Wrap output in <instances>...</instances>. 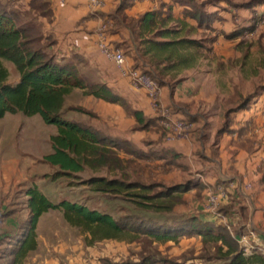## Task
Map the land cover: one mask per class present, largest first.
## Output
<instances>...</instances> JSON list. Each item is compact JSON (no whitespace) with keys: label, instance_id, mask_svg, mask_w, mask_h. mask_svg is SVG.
Listing matches in <instances>:
<instances>
[{"label":"trees","instance_id":"trees-1","mask_svg":"<svg viewBox=\"0 0 264 264\" xmlns=\"http://www.w3.org/2000/svg\"><path fill=\"white\" fill-rule=\"evenodd\" d=\"M16 1L18 0L4 3L0 0V120L8 114L22 113L28 117L40 115L47 125L56 126L58 134L51 138L53 152L45 159L53 168L59 169V175L74 176L83 172L86 166L94 171L121 169L118 153L113 152L112 147L128 156L136 155L153 163L161 161L167 166L188 169L182 154L174 149L160 148L165 134L159 125V118L146 116L97 77L91 76L87 72L89 64L82 56L73 54L70 58H62L57 55L56 40L44 32L40 23L41 18L52 22L51 0H27L28 9H16L13 5ZM129 1L126 0L117 12L120 20H112H116L115 23L120 26L126 25L132 34L138 53V57H135V69L142 70L163 87L169 85L167 77H175L182 71L190 70L203 59L205 46L202 40L192 36L200 29L214 31L213 24L218 20L216 12H209L197 0H174V5L162 2L158 9L146 12L138 19H130L125 15V10L131 5ZM258 4L264 5V0H260ZM177 5L184 8L183 19L175 18L174 7ZM188 19L194 21L196 27H192L187 22ZM240 31L242 29L227 36L233 39L242 33ZM113 44L122 48L118 43ZM140 63L145 65L141 67ZM8 64L14 66L19 77L17 82L12 81ZM75 93L119 105L128 116L136 120L134 130L142 132L157 128L159 140L148 151L138 150L128 140L108 136L87 123L65 119L64 115L70 113L95 115L79 105L68 104V99ZM263 93L264 86H261L247 97L243 98L238 92L236 99L225 102L219 135L242 132V129H232L233 116L248 109L253 100ZM189 121L192 122V119ZM217 151V144H214L215 155L218 154ZM115 154L116 159L113 158ZM89 183L95 187V192L109 197L133 191L126 201L142 213L157 215L172 213L183 203L184 194L197 190L199 196H203L207 189L206 185L194 179L169 186L108 180L104 177L92 178ZM157 187L161 190L152 194ZM219 188L220 184L213 189L218 191ZM114 194L117 195L113 196ZM27 196L30 217L23 238L18 242L17 248L11 251L10 264H22L30 252L37 250L39 222L44 214L52 210H62L65 220L71 226L89 232L93 242L116 240L143 243L147 238L151 241L150 244H166L179 243L184 238H199L202 243L201 251L207 261L218 260L222 264H264V256L256 250L245 255L226 226L201 216L191 215L172 222H159L128 214L118 220L109 213L90 210L70 201L61 200L54 204L38 187L30 188ZM219 211L224 213L223 207ZM235 233L242 234V230L236 229ZM102 263L173 264L161 253L152 252L147 247L137 261L114 263L103 259Z\"/></svg>","mask_w":264,"mask_h":264},{"label":"rangeland","instance_id":"rangeland-1","mask_svg":"<svg viewBox=\"0 0 264 264\" xmlns=\"http://www.w3.org/2000/svg\"><path fill=\"white\" fill-rule=\"evenodd\" d=\"M197 1L209 12H216L218 20L213 24L214 31L196 30L197 33L194 32L192 36L202 40L205 46L202 61H198L194 69L182 71L175 77H167L169 85L166 87L171 89L176 86L178 89L176 92L178 101L175 102L182 108H175L179 113H183L186 106L192 115H198L196 128L199 135L203 129L205 132L209 131L205 128L209 119L216 121V125L214 123L207 125L211 127L212 133L216 131L215 126L220 127L219 119L207 118L208 115L217 116L219 104L222 108L225 102L236 99L238 92L244 98L258 87L264 86V5L258 4L260 0ZM235 29H242L240 31L242 33L233 39L228 38L227 35L233 34ZM128 49L126 46L122 50L130 57ZM136 56L137 52L132 58L135 60ZM8 65L12 72V81L17 82L19 77L14 66ZM87 72L95 76L90 72V68ZM68 104L79 105L97 117L70 113L64 115L65 119L86 120L84 123L93 125L100 121L99 115L95 112L99 110L97 105H94L95 101L92 103L77 93L68 99ZM224 109L225 107L222 108V112ZM103 125L107 126L108 130L105 129V132L108 136H111L113 127L115 129L117 127L116 125L110 127L108 122L104 124L100 122L97 127ZM55 128L47 125L40 115L28 117L22 113L8 114L0 120V264H10L11 251L17 248L18 242L23 238L30 217L27 191L33 187H38L54 204L66 200L86 206L90 210L109 213L118 220L122 216L133 214L145 220L148 218L147 220L151 221L153 219L159 222H172L194 216L203 210L205 196H199L196 191L184 194L183 203L172 213L158 215L142 213L126 201L133 191L119 193L120 197L116 196L117 194L113 195L116 197H109L95 192V187L89 183L92 178L104 177L108 180L139 181L165 186L183 184L187 180L197 178V173L189 166L188 169H183L167 166L161 161L153 163L136 155L132 157L122 151L118 152L114 147L112 151L118 153L121 169L94 171L86 166L83 172L74 176L59 175V169L53 168L45 159L53 152L51 138L58 134ZM156 129L149 128L145 131V136L138 141L139 145H136L138 150L148 151L150 146L159 140L160 133ZM162 132L164 133L163 129ZM206 136L204 143L208 146L209 134L206 133ZM113 156L114 159L117 158L116 154ZM160 190L157 187L152 194ZM204 215L207 216L206 213ZM144 240L143 243L116 240L93 242L89 232L71 226L65 220L62 210H52L43 215L39 222L37 250L30 252L22 264H103V259L114 263H127L139 260L146 247L152 252L161 253L173 264H222L218 260L207 261L204 258L199 238H184L179 243L166 244H150L149 239Z\"/></svg>","mask_w":264,"mask_h":264},{"label":"crops","instance_id":"crops-1","mask_svg":"<svg viewBox=\"0 0 264 264\" xmlns=\"http://www.w3.org/2000/svg\"><path fill=\"white\" fill-rule=\"evenodd\" d=\"M125 1L102 0V5L96 7L91 5L90 0H67L65 3L51 0L52 22L49 23L47 19L41 18L40 23L44 32L56 40L55 51L59 57L70 58L73 54L82 56L88 62L90 72L102 83L121 95L134 108L144 112L146 116L158 118L152 113L145 92L135 90L127 79L121 77L116 67L98 49L97 34L102 26L107 24L108 34L112 42L120 44L121 49L126 46L129 47L131 56L125 55L128 66H136V61L132 57L136 54L137 49L129 28L126 25L120 26L115 23L116 20L115 22L112 20V18L120 20L117 12ZM129 2L131 5L125 10V15L130 19H138L144 13L158 9L162 2L174 5V0H130ZM13 5L16 9H28L27 0H18ZM183 11V7L175 6V18L183 19ZM187 22L192 27H196L194 21L188 19ZM198 31L200 32L201 29ZM136 57H138V53ZM143 65L145 64L140 63L141 67ZM173 88L164 86L161 89L162 105L170 109L171 113L178 118L192 119L194 128L188 140L169 143L164 137L161 147H159L174 149L182 154L185 157L184 164L197 173L196 182L203 183L207 189L220 184V187L227 194L226 199L222 201L224 213L219 212L220 217L208 214L206 216L203 210L197 212L196 216L226 226L234 238L254 232L258 236L259 242L264 243V93L258 99H254L248 109L235 113L233 116L232 129H242V132L219 135L220 124L219 128L215 126L214 130L216 131L212 133L211 127L207 125L212 123L216 125V121L209 119L205 127L209 131L205 132L203 129L198 135V128H196L199 120L198 115H192L186 106L184 107L186 112L179 113L176 110L182 106L175 102L178 101L176 94L178 89L176 86ZM86 98L92 103L95 101L94 105L99 108L98 111H95L99 115L100 121L98 123L108 122L110 127L117 126L116 129L113 127L112 132L109 131L111 136L128 140L135 146L139 145L146 132L134 130L136 120L128 116L122 107L93 97ZM218 110L216 117L208 115L207 118L219 119L221 122L222 108L220 104ZM202 118L204 120V116ZM98 123L89 125L104 132L105 129L108 130L105 125L97 127ZM206 133L209 134L208 146L204 143V139L207 137ZM164 134L166 135L165 131ZM214 144H217V155L213 152ZM207 189L203 192V196H206ZM236 229L242 230V234L235 233Z\"/></svg>","mask_w":264,"mask_h":264},{"label":"built area","instance_id":"built-area-1","mask_svg":"<svg viewBox=\"0 0 264 264\" xmlns=\"http://www.w3.org/2000/svg\"><path fill=\"white\" fill-rule=\"evenodd\" d=\"M58 1L65 3L67 0ZM90 2L92 6L100 7L102 5V0H90ZM108 31V25L105 24L97 34V45L101 54L116 67L121 77L127 79L135 90L145 92L152 113L159 117V124L166 132L165 140L167 142L175 143L188 140L194 128L192 122L185 118L176 117L170 109L162 105L161 87L158 82L143 71L128 66L124 51L114 46ZM205 197L203 211L208 215L220 217L218 209L223 199L227 197L226 192L222 188H219L218 191L209 188ZM236 240L245 255H250L256 250L264 256V243L259 242V238L254 232L236 237Z\"/></svg>","mask_w":264,"mask_h":264}]
</instances>
